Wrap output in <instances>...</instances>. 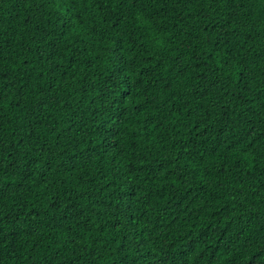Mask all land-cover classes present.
Segmentation results:
<instances>
[{"label": "trees", "instance_id": "obj_1", "mask_svg": "<svg viewBox=\"0 0 264 264\" xmlns=\"http://www.w3.org/2000/svg\"><path fill=\"white\" fill-rule=\"evenodd\" d=\"M0 264H264V0H0Z\"/></svg>", "mask_w": 264, "mask_h": 264}]
</instances>
